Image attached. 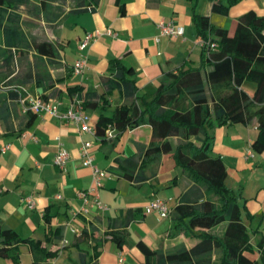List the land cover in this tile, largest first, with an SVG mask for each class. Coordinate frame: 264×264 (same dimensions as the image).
<instances>
[{
    "label": "crops",
    "instance_id": "1",
    "mask_svg": "<svg viewBox=\"0 0 264 264\" xmlns=\"http://www.w3.org/2000/svg\"><path fill=\"white\" fill-rule=\"evenodd\" d=\"M78 1L27 0L34 9L22 6L15 14L21 20L36 22L23 28L25 34L49 41L57 50L56 58L50 59L52 64L45 57L41 59L46 77L39 87L34 51L28 52L24 63L19 57V41L13 36L7 41L3 24L0 27V222L20 238L39 242L46 252L55 254L35 263L30 245L25 243L19 245L15 257H0V264H163L167 255L191 250L198 239L183 231L173 232L170 215L146 214L145 207L154 199L166 202L171 211L180 203L191 204L192 183L169 154L162 156L152 178L139 183L115 172L116 160L143 154L150 145L152 129L148 125L127 129L112 142L81 132L49 114L37 115L27 126L29 115L22 114L20 100L46 95L65 111L72 102H79L69 89L103 93L102 80L113 60L134 70L136 96L149 99L166 73L199 63L202 49L193 13L208 15L214 26L232 32L244 13L264 15V0H240L227 16L212 14L208 0H98L89 10L76 12ZM6 8V4L0 6L4 22L11 12ZM160 22L181 27L182 36L159 37ZM106 30L116 36L106 35ZM95 32L98 35L81 51L79 45ZM9 52L12 60H5ZM80 55H86L87 64L75 75L72 66ZM27 68L31 76L25 81L21 76ZM246 91L251 95L252 86ZM108 100L110 110L121 101L117 92ZM99 113L88 114L92 124ZM116 135L108 133L109 138ZM210 135L213 154L226 168L240 218L255 244L264 235V152L251 149L258 136L257 124H226L211 129ZM84 142L91 143L93 164L109 174L96 191L103 210L92 204L94 194L88 193L93 181L79 154ZM7 145L9 148L3 150ZM59 147L69 154L64 171L53 162ZM249 150L252 158L247 156ZM79 193L87 195V203ZM26 198L34 201L33 209L26 207ZM223 229L213 232L221 234ZM112 233L122 237L121 246L113 241ZM139 242L155 253L149 260L138 249Z\"/></svg>",
    "mask_w": 264,
    "mask_h": 264
},
{
    "label": "trees",
    "instance_id": "2",
    "mask_svg": "<svg viewBox=\"0 0 264 264\" xmlns=\"http://www.w3.org/2000/svg\"><path fill=\"white\" fill-rule=\"evenodd\" d=\"M208 1L212 14L227 16L230 7L240 0ZM5 4L6 12L8 9L11 12L5 22L0 19V27L3 24L7 41L11 36L19 41V57L24 63L28 52L34 51L39 87L46 77L41 59L45 57L52 64L50 59L56 58L57 50L51 42L24 33L25 26L36 23L15 15L22 6L34 9L27 0H0V6ZM97 4L98 0H81L75 11H87ZM192 23L201 43L199 63L166 73L151 98L136 96L135 72L119 60L109 62L108 76L102 80V94L78 87L69 89V94L77 96L87 114L99 110L94 126L95 136L102 141L116 142L127 129L142 125L152 129L150 145L142 155L116 160L115 172L119 176L136 183L152 178L162 156L169 154L192 183L191 204L180 203L169 212L172 231L192 234L198 243L191 250L181 249L167 255L163 264H264V235L251 243L240 218V206L228 184L226 168L221 158L213 154L210 135L211 129L226 124H257L258 136L251 149L258 154L264 152V15L254 11L244 13L236 20L232 32L214 26L208 15L193 13ZM8 55L5 60H12L10 52ZM29 72L27 68L21 78L28 80ZM248 86H252L251 95L246 91ZM114 92L121 101L110 110L108 98ZM39 98L50 99L46 95ZM26 115L29 126L37 114ZM110 131L117 133L114 139L109 138ZM129 220L125 219V223ZM218 227L224 228L221 234L213 232ZM111 237L121 246L120 235L112 233ZM25 243L30 245L35 263L55 255L46 252L39 242L20 238L0 222V257H15L19 245ZM137 247L147 260L155 254L142 242Z\"/></svg>",
    "mask_w": 264,
    "mask_h": 264
},
{
    "label": "built area",
    "instance_id": "3",
    "mask_svg": "<svg viewBox=\"0 0 264 264\" xmlns=\"http://www.w3.org/2000/svg\"><path fill=\"white\" fill-rule=\"evenodd\" d=\"M159 28V37H167V36H182L183 30L181 27H177L171 23L165 24L160 22L158 25ZM98 35L95 32L93 35H87L82 44L79 45V49L82 51L87 43L93 38V36ZM106 35L108 36H116L114 32L111 30H106ZM158 40V39H157ZM87 64L86 55H80V57L76 60L74 65L72 66V72L75 75H80L85 69ZM21 103V112L22 114H27L29 112L40 115V114H49L52 117L63 120L69 124L74 125L81 132L88 133L91 135H95V126L91 122V117L84 112L83 107L80 102L74 101L65 111H60L58 105L53 104L52 101H44L39 97L30 98L29 100H20ZM9 146H5L3 150L8 149ZM91 143L84 142L79 148V154L82 159V163L85 167L89 168L92 175L93 181V189L89 190L88 193L94 194V200L92 204L96 205L100 209H105V207L99 201L98 195L96 191L99 187H101V182L108 177V172L99 169L97 166L93 164V158L90 155ZM248 157H253L252 150H249L247 153ZM69 160V154L62 148H58V151L54 157V165L60 170L64 171L66 164ZM79 196L84 198L85 203H87V195L84 193H79ZM26 207L29 209H33L35 207L34 201L31 198H26L24 200ZM86 211V210H84ZM146 214H156L160 218H168L170 215L169 209L166 205V202L160 199H154L145 207Z\"/></svg>",
    "mask_w": 264,
    "mask_h": 264
}]
</instances>
